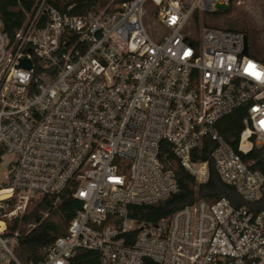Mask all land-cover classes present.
I'll use <instances>...</instances> for the list:
<instances>
[{
  "label": "built area",
  "instance_id": "1",
  "mask_svg": "<svg viewBox=\"0 0 264 264\" xmlns=\"http://www.w3.org/2000/svg\"><path fill=\"white\" fill-rule=\"evenodd\" d=\"M247 3L259 10L255 41L204 16ZM23 14L11 33L0 16V264H23L8 222L64 195L79 206L35 264H70L80 249L98 264H264V173L253 167L264 160V0H112L80 14L36 0ZM238 107L233 146L217 123ZM209 162L243 202L199 198L140 217L137 206L178 191L175 164L198 184Z\"/></svg>",
  "mask_w": 264,
  "mask_h": 264
},
{
  "label": "trees",
  "instance_id": "2",
  "mask_svg": "<svg viewBox=\"0 0 264 264\" xmlns=\"http://www.w3.org/2000/svg\"><path fill=\"white\" fill-rule=\"evenodd\" d=\"M108 1L49 0V3L62 11L68 10L70 13L80 14L90 9L102 7ZM35 3L36 0H0V16L4 21L7 31L13 32L23 22V9L31 10L35 6ZM220 14L219 12H215L209 15L218 17ZM195 16H197V13ZM204 16L208 15L205 14ZM227 28L231 30L245 29L235 24L229 25ZM242 118L243 107H238L231 113L222 116L217 123L220 133L233 146L236 144L239 131L243 127ZM208 151L209 147L203 146L199 150L200 153H194V157L198 160H204L207 158ZM254 154L255 152L253 151L249 155ZM253 167L260 169L264 173V160L261 156L257 157ZM174 170L178 183V191L165 202L156 206H137L136 208L141 212V218L156 219L168 214L177 207L199 198L212 200L220 196H226L233 203L243 202L232 186L220 180L212 162H209V177L204 183L196 184L193 176L177 164H175ZM2 192L0 191V193ZM51 202L52 198L49 196L30 201L23 214L13 218L9 223L8 227L10 231L18 229L20 233L19 245L15 249V253L23 264H35L43 258V247L49 245L56 237L65 233L69 220L74 215L75 209L79 206V203L75 199L66 195L63 196L61 202L56 207H53ZM262 206L257 205L256 207L259 209ZM28 224H32L33 226L27 228ZM70 264H98V254L94 250L80 249L71 258ZM143 264L158 263L151 259H145Z\"/></svg>",
  "mask_w": 264,
  "mask_h": 264
},
{
  "label": "rangeland",
  "instance_id": "3",
  "mask_svg": "<svg viewBox=\"0 0 264 264\" xmlns=\"http://www.w3.org/2000/svg\"><path fill=\"white\" fill-rule=\"evenodd\" d=\"M112 0H109L110 2ZM248 6H240V7H233L226 11L225 6L218 5L217 9L222 11V13L218 17H214L213 15H208V19L213 22L217 23L220 27H229V25L235 24L237 26H241L245 29L242 31L248 32V35L254 41L257 39L256 36V29L254 27L255 21L258 19L259 10L255 3L249 4ZM248 7V8H247ZM8 158H4L0 163V182L5 180V173H6V164ZM11 220L8 222V224ZM3 226V223L0 222V228Z\"/></svg>",
  "mask_w": 264,
  "mask_h": 264
},
{
  "label": "water",
  "instance_id": "4",
  "mask_svg": "<svg viewBox=\"0 0 264 264\" xmlns=\"http://www.w3.org/2000/svg\"><path fill=\"white\" fill-rule=\"evenodd\" d=\"M21 65L24 66V67H30V62L26 59H23L21 61Z\"/></svg>",
  "mask_w": 264,
  "mask_h": 264
},
{
  "label": "bare ground",
  "instance_id": "5",
  "mask_svg": "<svg viewBox=\"0 0 264 264\" xmlns=\"http://www.w3.org/2000/svg\"><path fill=\"white\" fill-rule=\"evenodd\" d=\"M0 222H2V221L0 220Z\"/></svg>",
  "mask_w": 264,
  "mask_h": 264
}]
</instances>
